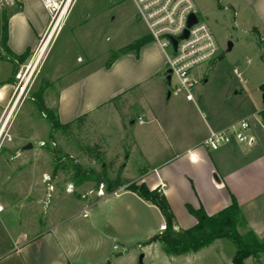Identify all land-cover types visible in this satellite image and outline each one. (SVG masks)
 Returning a JSON list of instances; mask_svg holds the SVG:
<instances>
[{
	"label": "rangeland",
	"instance_id": "obj_1",
	"mask_svg": "<svg viewBox=\"0 0 264 264\" xmlns=\"http://www.w3.org/2000/svg\"><path fill=\"white\" fill-rule=\"evenodd\" d=\"M20 1L23 7L6 15L8 32L17 40L32 39L31 33L35 35V31H40V27L48 22V14L40 0ZM194 1L199 18L208 23L219 43L217 59L198 65L191 71L196 80L192 93L200 110L208 116L205 100L247 101L248 89H253L263 101L260 86L264 81L258 82L264 78V44L253 30L258 26L253 12L241 0ZM27 24L30 29L25 27ZM136 29L148 32L145 23L137 17L131 0H76L63 31L47 52L43 70L31 79L32 94L48 87L44 91V100L47 106L55 109L58 92L52 65L58 61L59 66L61 60L66 62L67 66L63 62L59 66L60 72H64L69 62L79 64L78 56L85 60L87 57L100 60L104 58L102 52L110 50V57L116 45L133 41ZM63 47L67 48L64 52ZM37 48L38 45L30 49L27 58L16 68L29 63ZM3 62L0 59V63ZM3 64L8 68L12 66L8 61ZM5 73L11 75L12 70H5ZM175 82L173 78L171 85ZM8 91L10 87L6 89L7 95ZM235 91L239 92L236 96L233 95ZM198 96L202 98L198 99ZM181 97L163 101L166 114H159L162 125H165V118L170 115L175 100L182 101ZM119 100L92 112L81 125H73L65 132H54L53 136L52 127L38 104L30 99L22 103L12 126L13 140L0 153V203L5 208L0 215V255L21 246L24 234L31 238L33 234L40 233L41 236L43 232L54 229L74 264H232L236 247L228 238L217 239L196 253L166 255L159 241L146 243L160 233V223L164 221L155 205L125 189L118 195L109 193L97 197L96 189L101 183L97 186L95 182L86 181L77 185L71 178L73 171L54 173L53 154L42 142L50 149L72 157L85 169L101 171L105 165L109 166L112 178L122 168V177L132 180L146 174L144 179L149 186H157L158 178L165 180L164 167L150 163L141 149L134 145L136 136L144 137V147L149 153L151 142H156L163 135L159 124L154 120L144 125L138 122L130 124L128 116H123L125 103L134 112L137 107L132 103L138 104L142 99L131 94L128 103ZM145 101L153 106L154 101L157 103L151 91L147 92ZM143 117L150 119L147 113ZM149 133H153L152 138L147 136L145 139ZM162 139L164 141V137ZM28 144L32 147L24 148ZM95 144L99 146L95 151L102 154L101 159H97L95 153L85 151L87 146ZM155 145L157 143L152 147ZM153 168H157L156 172ZM44 175L50 176L54 184L50 197L47 196ZM90 190L93 193L88 195ZM182 210L186 218L195 222L187 209L182 207ZM181 215L178 213L179 218H175L178 230L194 224L185 222ZM120 252L123 254L118 255ZM244 264H264V252L258 259L246 258Z\"/></svg>",
	"mask_w": 264,
	"mask_h": 264
},
{
	"label": "crops",
	"instance_id": "obj_2",
	"mask_svg": "<svg viewBox=\"0 0 264 264\" xmlns=\"http://www.w3.org/2000/svg\"><path fill=\"white\" fill-rule=\"evenodd\" d=\"M241 1L246 8L253 12L259 26H254L253 30L264 44V0ZM46 26L47 23L44 27H40V31L36 30L35 35L31 33L32 39L27 40H17L14 35H10L8 32V47L18 55L23 54L28 48L36 47ZM25 27L30 29L28 24ZM148 35V32L144 33L136 29L132 40ZM56 37H53L49 42L34 69L33 76L40 75L43 70L44 59ZM129 43L116 45L114 47L116 49L113 51H117ZM65 50L67 48L63 47L62 52ZM109 52L110 50H104L102 52L104 58H100V60L89 57L85 60L78 56L79 64L69 62L68 69H65L64 72H60L59 66L62 65V62L67 66L66 62L61 60L59 66L58 61L52 65L51 70L57 82L55 88L58 92V99L54 101V105L60 121L65 123L82 114H86L88 118L92 112L104 106L113 105L116 100L120 99L119 101L122 103L126 102L131 94L140 97L142 102L132 103V106L137 107L134 112L129 110L125 103L123 116H128L132 125H135L136 122L144 125L152 120L159 124L163 135L159 134L160 139L151 142L149 153L144 147V137L136 136L134 145L141 149L150 163H155L161 168L164 167L165 180L158 178L157 186L151 185L154 187L149 186L144 179L146 174L137 180L144 181L151 188H157L160 181L164 182L166 186L162 192L165 194L176 220L179 218L178 213H182L181 218L190 224L194 220L186 218L182 212V207L187 209L186 204L195 208L203 207L211 215L228 206L235 199L247 220L248 227L255 232L258 238L263 239L264 99L261 101L253 89H248L247 101L205 100L204 107L208 114L206 116L198 107L197 102L188 100L184 93L170 95L168 86L170 84L164 78L165 55L161 47L154 41L150 40L145 43L137 52L131 51L119 55L110 65H107ZM0 59L4 62L8 61ZM3 63H0V107L9 98L12 90L11 80L16 72L14 70H18L14 68L13 63L11 68L4 66ZM5 70H12L11 75H7ZM263 81L264 78L260 79L258 84ZM8 87H10V91L7 95ZM47 89L48 87L45 88V90ZM148 91H151L157 100V103L154 101V106L145 101ZM237 94L239 92L235 91L233 95ZM179 95H182V101L175 100L170 115L165 118V125H162L159 114H166L163 109V101H170L172 97ZM228 96L229 93L226 95L227 99ZM201 98L198 96V99ZM132 106L130 107L132 108ZM144 113L150 116L149 120L144 119ZM135 114L137 115L135 116ZM242 119L249 120L250 128L247 134L251 137L250 141L232 142L217 150H210L202 146V141L208 136L210 129L223 130ZM152 134L146 135L145 139L147 136L149 139L152 138ZM161 137H164V141L161 140ZM153 143H157V145L152 147ZM188 151L197 153V162L190 161ZM153 156L157 158L153 159ZM153 170L156 172L157 168H153ZM215 173L220 182L214 180L213 174ZM131 193L137 196L135 193ZM193 217L195 224L197 219L195 216ZM164 227L163 221L160 223L161 231ZM21 239L23 241L21 246L0 255V264H74L54 229L43 232L41 236L40 233L33 234L31 238L24 234Z\"/></svg>",
	"mask_w": 264,
	"mask_h": 264
},
{
	"label": "built area",
	"instance_id": "obj_3",
	"mask_svg": "<svg viewBox=\"0 0 264 264\" xmlns=\"http://www.w3.org/2000/svg\"><path fill=\"white\" fill-rule=\"evenodd\" d=\"M40 1L48 14L47 26L29 63L21 65V68L14 72L11 93L6 103L1 106L0 153L13 140L12 126L19 107L27 99L35 101L31 85L35 68L33 70H30V68L42 44L48 39L51 41L62 30L76 0ZM131 1L135 4L137 17L147 26L152 41L157 43L164 52L166 59L165 70H171V83L173 78L176 79L173 86L170 83V95L184 93L188 100L196 103L197 100L192 93L196 80L191 76V71L198 65L214 61L219 53V43L208 23L199 18L195 1ZM22 7L23 4L20 0H0V23L9 12ZM191 14H195L198 20L188 26ZM185 31H187V36H184ZM173 39H176V45H174ZM168 48L170 52H168ZM5 60L9 61V57L6 56ZM239 78L244 83L246 82L241 76ZM43 115L45 116L44 113ZM249 128V120L242 119L223 130L210 129L208 136L202 141V146L210 150H217L221 146L232 142L250 141L251 137L247 134ZM52 143L55 144V142ZM42 145H45V142H42ZM188 153L191 162L198 161L195 151H188ZM44 180L47 183V196L50 197L52 191H54V184L48 175H44ZM165 186L166 184L160 181L158 188L162 191ZM71 188L72 185L69 186V191H71ZM123 189L125 187H119L112 194L118 195L119 191ZM91 193H93L92 190L88 194ZM106 194L109 193L106 192L104 184L101 183L96 189V195L97 197H104ZM4 210V206L0 203V213Z\"/></svg>",
	"mask_w": 264,
	"mask_h": 264
},
{
	"label": "trees",
	"instance_id": "obj_4",
	"mask_svg": "<svg viewBox=\"0 0 264 264\" xmlns=\"http://www.w3.org/2000/svg\"><path fill=\"white\" fill-rule=\"evenodd\" d=\"M150 40H152L150 35L144 36L117 51H113L107 60V65H110L121 54L131 51L137 52L142 45ZM0 50L4 54L0 53V57L6 59V56H8L14 68H16L19 62H23L27 58L30 51L28 48L23 54L18 55L8 47V20L6 16H4L0 23ZM44 90L45 88L35 92L34 96L39 109L45 114V118L52 127L51 136H53L54 132H65L71 129L73 125H81L85 121L86 114H82L74 120L62 123L57 111L46 106L44 102ZM43 146H47L53 154L54 173L59 170L66 172L73 171L71 178L76 181L77 185L86 181L95 182L97 186L103 183L107 193H112L119 187L125 186V190L135 193L145 202L158 207L164 217L165 227L146 243L159 241L167 255L196 253L220 238H228L234 242L236 251L232 258V264H244V260L248 257L258 259L259 255L264 252V238H258L255 232L248 227L247 220L235 199L228 206L211 215L203 207L195 208L190 204H186L187 211L196 217L197 222L189 228L177 230L175 228V215L172 208L165 194L158 187L151 188L144 181L122 177V168L118 170L114 178L110 176L109 166L107 165L101 171H96L93 168L85 169L75 162L72 157L62 155L57 149H50V146L46 143ZM98 148L99 146L95 144L87 146L85 151L88 154L95 153L96 158L101 159L102 154L95 151Z\"/></svg>",
	"mask_w": 264,
	"mask_h": 264
},
{
	"label": "water",
	"instance_id": "obj_5",
	"mask_svg": "<svg viewBox=\"0 0 264 264\" xmlns=\"http://www.w3.org/2000/svg\"><path fill=\"white\" fill-rule=\"evenodd\" d=\"M197 20H198L197 16L195 14H191L190 17H189V20H188V26H190L193 23L197 22ZM184 36H187V31H185ZM176 42H177L176 39H173L174 45H176ZM166 72H167L166 79H167L168 83L170 84L171 83V70H167ZM260 90L262 92L263 99H264V83L260 86ZM30 147H32V145L31 144H28L24 148H30ZM213 177H214V180L216 182H220V179L218 178V176H217L216 173L213 174ZM122 254L123 253L120 252L118 255H122ZM142 257H143V255H141L140 261L142 260Z\"/></svg>",
	"mask_w": 264,
	"mask_h": 264
},
{
	"label": "bare ground",
	"instance_id": "obj_6",
	"mask_svg": "<svg viewBox=\"0 0 264 264\" xmlns=\"http://www.w3.org/2000/svg\"><path fill=\"white\" fill-rule=\"evenodd\" d=\"M49 41H50V39H48L47 41H45V42L42 44V47H41L39 53L37 54V57H36V59L34 60L32 66H31V68H30V70H33V69L37 66L39 60L41 59L42 55L44 54L45 49L47 48V46H48V44H49Z\"/></svg>",
	"mask_w": 264,
	"mask_h": 264
}]
</instances>
